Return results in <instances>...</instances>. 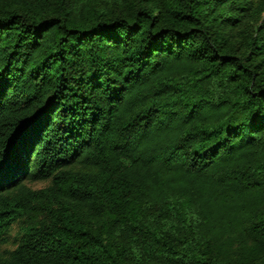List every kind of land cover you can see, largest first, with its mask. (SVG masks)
<instances>
[{"label": "trees", "instance_id": "trees-1", "mask_svg": "<svg viewBox=\"0 0 264 264\" xmlns=\"http://www.w3.org/2000/svg\"><path fill=\"white\" fill-rule=\"evenodd\" d=\"M13 239L0 264H264V0H0Z\"/></svg>", "mask_w": 264, "mask_h": 264}, {"label": "rangeland", "instance_id": "rangeland-1", "mask_svg": "<svg viewBox=\"0 0 264 264\" xmlns=\"http://www.w3.org/2000/svg\"><path fill=\"white\" fill-rule=\"evenodd\" d=\"M47 185H48L47 182H37V183L32 184V187L38 189V188L45 187ZM14 240H16V239H13L9 244L0 246V252L5 253L7 251L15 249V247L17 246V242Z\"/></svg>", "mask_w": 264, "mask_h": 264}]
</instances>
